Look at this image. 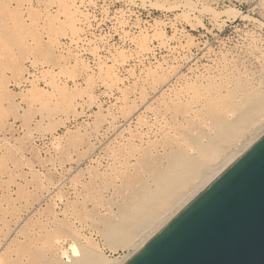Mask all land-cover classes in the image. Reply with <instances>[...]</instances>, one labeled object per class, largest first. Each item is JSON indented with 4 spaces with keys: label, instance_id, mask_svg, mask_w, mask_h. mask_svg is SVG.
I'll list each match as a JSON object with an SVG mask.
<instances>
[{
    "label": "rangeland",
    "instance_id": "rangeland-1",
    "mask_svg": "<svg viewBox=\"0 0 264 264\" xmlns=\"http://www.w3.org/2000/svg\"><path fill=\"white\" fill-rule=\"evenodd\" d=\"M173 70L167 94L202 73L258 88L264 0H0V253L24 239L46 253L56 239L68 255L75 241L106 259L133 253L105 236L142 191L112 176L111 151L143 130L137 117L152 120L146 108L162 91L142 99L145 74ZM147 170L138 176L153 190Z\"/></svg>",
    "mask_w": 264,
    "mask_h": 264
},
{
    "label": "bare ground",
    "instance_id": "bare-ground-1",
    "mask_svg": "<svg viewBox=\"0 0 264 264\" xmlns=\"http://www.w3.org/2000/svg\"><path fill=\"white\" fill-rule=\"evenodd\" d=\"M222 72L212 76L209 73L206 75H202V73L199 77L196 76L197 78L192 83H181L182 85L177 88L172 89L173 87H171L172 91L168 88L170 91L168 94L163 88L169 86L170 78L178 80L176 71H162L158 76L152 71L145 74L142 99L146 100L151 94H146V90L152 91V93L162 91L159 98L157 97L156 104L146 108L152 120L145 121V118H141L143 114L141 117H137V126L144 131L130 134L127 144L124 143L125 146L122 145V147L114 148L111 151V158H113L111 160L115 162L119 160L120 163V165L118 163L119 169H115L114 165V169L111 168L112 176L118 178L119 175H122L121 181L125 180V184L133 188L134 183L137 182L140 184L138 187H141L138 191H142L136 196L137 198L131 197L126 200L127 204L117 221L106 223L105 236L109 240V244L128 247L131 245L134 252L264 134V82L255 88L257 86L242 85L241 79L242 86H240L236 82L240 81L239 77L235 80L229 78L234 74L231 73L228 76L229 73L225 71L227 76H223ZM129 108L124 116L132 113L130 105ZM250 131L252 134L256 133L254 141L250 143L248 141L244 148L241 147L243 149L238 154L233 155L234 148ZM151 134L157 137L155 141H151L149 138ZM136 141L140 144H137ZM157 150L166 154L163 157L154 156L153 153ZM129 158L134 160V164L137 163L138 168H133ZM131 169L135 170L133 176L128 173ZM138 169L150 171V178L153 179L154 184L153 190H150L146 183L140 180L138 175L141 172L139 173ZM175 207L174 212H171ZM167 213L168 215H166ZM40 230L44 231V226ZM46 231L48 233V230ZM41 233L39 234L43 235V232ZM37 236L39 235H36V238ZM48 237L50 239L51 235ZM58 237L60 236L58 235ZM22 242H24L21 243L22 245L19 243L20 249L15 250L14 248L9 256L0 253V264H121L132 254L125 258L106 259L75 241L76 245L71 246L72 254L68 255L61 249L60 244L64 242H60V239L51 242L52 244L49 242L51 249L46 250V253L44 247L41 246L43 243H39L36 239H24ZM63 257L67 260L62 261Z\"/></svg>",
    "mask_w": 264,
    "mask_h": 264
},
{
    "label": "water",
    "instance_id": "water-1",
    "mask_svg": "<svg viewBox=\"0 0 264 264\" xmlns=\"http://www.w3.org/2000/svg\"><path fill=\"white\" fill-rule=\"evenodd\" d=\"M121 264H264V134Z\"/></svg>",
    "mask_w": 264,
    "mask_h": 264
}]
</instances>
